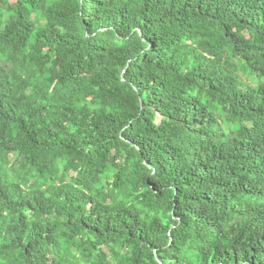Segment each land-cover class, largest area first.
I'll return each instance as SVG.
<instances>
[{
  "label": "clouds",
  "instance_id": "9594fccd",
  "mask_svg": "<svg viewBox=\"0 0 264 264\" xmlns=\"http://www.w3.org/2000/svg\"><path fill=\"white\" fill-rule=\"evenodd\" d=\"M0 264H264V0H0Z\"/></svg>",
  "mask_w": 264,
  "mask_h": 264
}]
</instances>
